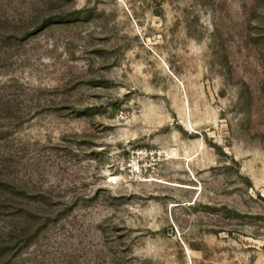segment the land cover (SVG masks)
Masks as SVG:
<instances>
[{"label":"rangeland","instance_id":"rangeland-1","mask_svg":"<svg viewBox=\"0 0 264 264\" xmlns=\"http://www.w3.org/2000/svg\"><path fill=\"white\" fill-rule=\"evenodd\" d=\"M0 264H264V0H0Z\"/></svg>","mask_w":264,"mask_h":264}]
</instances>
